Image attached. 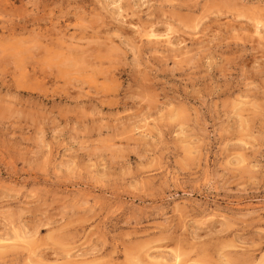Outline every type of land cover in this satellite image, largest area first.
<instances>
[{
	"label": "rangeland",
	"instance_id": "374dc122",
	"mask_svg": "<svg viewBox=\"0 0 264 264\" xmlns=\"http://www.w3.org/2000/svg\"><path fill=\"white\" fill-rule=\"evenodd\" d=\"M0 264H264V0H0Z\"/></svg>",
	"mask_w": 264,
	"mask_h": 264
}]
</instances>
